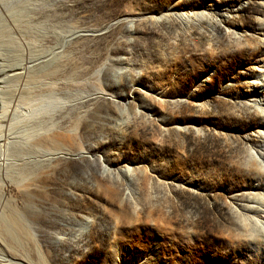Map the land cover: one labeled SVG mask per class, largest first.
<instances>
[{"label": "rangeland", "instance_id": "rangeland-1", "mask_svg": "<svg viewBox=\"0 0 264 264\" xmlns=\"http://www.w3.org/2000/svg\"><path fill=\"white\" fill-rule=\"evenodd\" d=\"M54 6L73 153L31 230L42 264H264L263 238H229L264 212V0H44L40 20Z\"/></svg>", "mask_w": 264, "mask_h": 264}, {"label": "bare ground", "instance_id": "bare-ground-1", "mask_svg": "<svg viewBox=\"0 0 264 264\" xmlns=\"http://www.w3.org/2000/svg\"><path fill=\"white\" fill-rule=\"evenodd\" d=\"M43 2L0 0V264H42L41 249L48 256L42 229L35 231L37 240L31 230L35 224L49 225L53 214L59 217L53 208L58 204L57 176L65 169L62 158L73 153L72 129L61 126V115L70 110L71 103H64L59 83L60 78L68 77L65 70L71 60L65 65L57 61L61 51L54 30L57 6L50 10L52 18L40 20ZM51 21L54 26L49 25ZM41 26H47L46 34L34 30ZM262 26L264 29V20ZM259 41L264 45V39ZM255 71L264 74V69ZM251 84L256 85V94L257 89L264 93V84ZM258 138L264 140L261 135ZM255 155L247 154L250 164L258 159ZM259 158L264 165V153ZM250 171L256 179L261 176L255 168ZM248 188L261 190L264 206L261 184ZM244 212L246 215L236 218L239 227L231 229L229 236L242 253L245 242L258 248L261 240L257 238L264 239V232L258 229V225L264 226V212L254 205ZM246 236L250 239H244ZM52 260L47 259L49 264Z\"/></svg>", "mask_w": 264, "mask_h": 264}]
</instances>
